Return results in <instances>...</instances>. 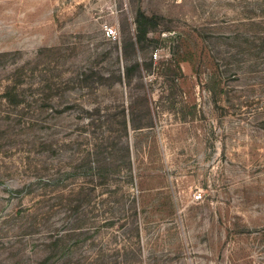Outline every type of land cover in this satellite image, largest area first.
Listing matches in <instances>:
<instances>
[{
  "label": "rangeland",
  "instance_id": "374dc122",
  "mask_svg": "<svg viewBox=\"0 0 264 264\" xmlns=\"http://www.w3.org/2000/svg\"><path fill=\"white\" fill-rule=\"evenodd\" d=\"M0 264H264V0H0Z\"/></svg>",
  "mask_w": 264,
  "mask_h": 264
},
{
  "label": "trees",
  "instance_id": "16d2710c",
  "mask_svg": "<svg viewBox=\"0 0 264 264\" xmlns=\"http://www.w3.org/2000/svg\"><path fill=\"white\" fill-rule=\"evenodd\" d=\"M135 25H136V44L140 47L144 48L147 46H151L153 44H158L159 40L152 33L158 26V19L155 16L147 15L142 9H139L136 13L135 18ZM140 65L135 64L134 66L127 69V79H131V73L134 70L139 69ZM50 258L46 259L48 262Z\"/></svg>",
  "mask_w": 264,
  "mask_h": 264
},
{
  "label": "built area",
  "instance_id": "2783aa9c",
  "mask_svg": "<svg viewBox=\"0 0 264 264\" xmlns=\"http://www.w3.org/2000/svg\"><path fill=\"white\" fill-rule=\"evenodd\" d=\"M105 32L108 37L113 38V39H116L118 36L117 29L114 26H106Z\"/></svg>",
  "mask_w": 264,
  "mask_h": 264
}]
</instances>
